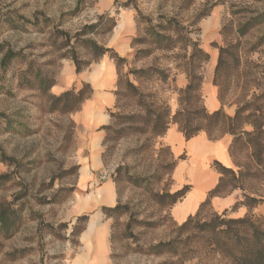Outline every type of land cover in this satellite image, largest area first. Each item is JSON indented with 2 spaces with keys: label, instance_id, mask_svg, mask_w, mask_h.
Wrapping results in <instances>:
<instances>
[{
  "label": "rangeland",
  "instance_id": "1",
  "mask_svg": "<svg viewBox=\"0 0 264 264\" xmlns=\"http://www.w3.org/2000/svg\"><path fill=\"white\" fill-rule=\"evenodd\" d=\"M263 14L264 0H0V209L19 215L14 231L0 232V264H93L88 254L80 255L92 247L94 260L100 261L94 238L102 223L108 250L104 264H220L185 245L183 221L173 216L174 206L157 199L175 193L178 160L163 137L172 126L181 132L201 123L197 115L207 111L203 84L216 88L223 114L232 117L244 107L242 116L250 115L264 131V18L252 22ZM18 18L28 23L19 28L14 24ZM169 18L185 29L183 37L170 51L156 49L146 29ZM247 22L253 27L238 32ZM91 26L95 28L86 30L81 41L92 40L124 59L116 65L112 53L104 55L117 70L116 102L103 111L105 124L96 129L102 134L98 149L84 139L77 117L93 95L80 74L104 57L94 60L75 42V35ZM192 44L209 59L195 71L202 77L199 91L188 97L181 91L188 84ZM71 47L82 64L89 62L79 74L72 60L62 57ZM6 50L20 56L2 68ZM37 72L53 80L49 90L37 88ZM180 78L186 80L184 88ZM82 89L88 95L77 110H53L54 98ZM177 112L182 114L175 118ZM243 129L252 131L250 125ZM220 133L206 134L216 138ZM93 152L100 160L96 167ZM233 154V170L250 173L242 182L244 192L264 199V174L257 170L256 175L250 149L236 148ZM107 186L113 192L111 205L102 195ZM229 194L241 200V190ZM232 208L216 210L209 204L199 218L205 221L213 213L255 222L264 218V200L253 209ZM83 216L87 220L77 221ZM93 220L88 247L83 235ZM170 241L176 242L174 253H152Z\"/></svg>",
  "mask_w": 264,
  "mask_h": 264
},
{
  "label": "trees",
  "instance_id": "2",
  "mask_svg": "<svg viewBox=\"0 0 264 264\" xmlns=\"http://www.w3.org/2000/svg\"><path fill=\"white\" fill-rule=\"evenodd\" d=\"M191 0H189L190 2ZM193 1V0H192ZM205 15V14H204ZM204 15H200L201 18ZM264 14L256 17L252 22L256 20H262ZM28 23L23 18H18V21L14 24L19 28L24 24ZM253 25L244 24L238 30L241 34L248 32V29L252 28ZM95 26L85 27L79 34L75 35V42H81L82 46L91 53L94 60L101 59L107 53H112L116 65L120 62H124V59L117 56L110 49L98 46L96 42L92 40H83L81 37L87 34L86 30H92ZM184 28H181L175 18L164 19L163 22H159L156 25H152L146 29V34L151 40V44H154L156 49L167 50L175 48L176 44L183 37L181 34ZM60 34V32H59ZM189 41V39H187ZM190 42V41H189ZM66 44L69 45L70 41L66 40ZM192 54L188 61V72H187V87L181 91L182 95L190 96L192 93L199 91L201 87L202 77L195 74L198 67L205 64L209 59V54L197 49L195 44H192ZM3 51V46H0V52ZM1 60L2 68L9 66L14 60L20 55L13 53L11 50H6ZM63 58L69 57L74 65L77 74L81 73L83 69L89 65V62H82L78 59L77 54L71 47L66 54L62 55ZM195 60H197L196 63ZM221 55L216 65V72L220 70ZM197 64V65H195ZM144 74V71H139ZM33 81H35L37 88L43 91L49 90V87L53 85V80L45 76L41 72L33 74ZM87 88V85H85ZM134 92L136 88L128 84ZM88 93L84 89L74 93L73 91H67L61 96L54 98L52 103L53 110H58L62 113L72 112L78 109L80 104L84 101ZM61 104V105H60ZM246 108L241 107L238 109L232 117H228L223 114L222 110H216L213 112L203 111L200 115L195 113L197 117L202 120L201 123L194 127H182L181 132L186 140H190L194 135L200 131H205L210 134L212 131H221L220 134L228 133L232 136V143L229 147V154L231 157L234 156L233 151L236 148H249L251 151V159L253 162V168L257 175L259 173L264 174V157L261 150H259V137L260 134H264L260 124L254 122L251 116H242V113ZM182 112H177L174 117H179ZM176 123H179L176 121ZM244 125H250L252 131H245ZM216 165V171L220 175L217 185L208 193V196L204 202L199 205L198 212L185 220L180 231L186 235L184 243L188 247H193L195 250L203 253L207 257H213L219 259L220 264H264V218L261 222L253 221L250 217L244 216V218H228L224 214L218 215L213 213L205 221L200 220V212L202 209L210 204V200L213 197H225L231 191L239 189L242 191L241 200L237 201L233 205V210L246 207L253 209L259 206L263 202V198L248 195L242 188V182L246 179L250 173L242 171H234L231 168L222 166L218 162H214ZM188 187H184L173 195L162 194L156 195L159 202H163L168 199L165 203L167 206H174L178 201L180 202L185 195L189 192ZM19 220V215L16 211H10L8 209H0V232L3 234H10L16 228ZM79 220H87V216L78 218ZM80 232V230H79ZM176 242L170 241L168 243H159L157 246L151 249L152 253L158 254L160 252L174 253Z\"/></svg>",
  "mask_w": 264,
  "mask_h": 264
},
{
  "label": "crops",
  "instance_id": "3",
  "mask_svg": "<svg viewBox=\"0 0 264 264\" xmlns=\"http://www.w3.org/2000/svg\"><path fill=\"white\" fill-rule=\"evenodd\" d=\"M70 71L73 73L71 67ZM80 76L82 82L85 81L91 85L93 95L84 101L80 111L77 113V117L83 127L84 139H88L93 147L98 149V143L101 141L102 134L97 132L96 129L105 124L103 111L106 108H113L115 106L117 70H115V66L110 59L104 56L95 68L80 74ZM180 81V88H184L186 80L180 78ZM202 93L207 111L213 112L222 109V105L217 99V90L213 85L203 84ZM163 138L171 154L178 160L173 170V190L177 192L183 187L190 189L185 197L174 205L172 211L173 216L178 222H184L189 216L198 211L199 205L206 200L208 193L219 181L220 175L210 164L218 162L224 167L234 169L233 159L229 154V147L233 138L228 133L212 138L204 132H198L190 140H186L177 126H172ZM91 157L94 167L100 165V160L94 152ZM84 170L85 175H90L87 169ZM103 192L104 200L107 204L111 205L114 199L113 192L108 186L104 188ZM237 201L236 195L227 194L225 197H213L210 200V205L215 207L216 210H225ZM98 218L99 215L95 217V220ZM95 224L94 220L91 221L83 235L85 244L88 247L89 240L93 239L95 233ZM101 226L102 229L99 230V235L94 238V241L99 246L97 252L100 255V261L103 263H100L98 259L94 260L93 257L95 255L93 253L94 250L91 249L92 247L90 248V252L87 251V253L80 255L88 254L89 263H107V231L103 223Z\"/></svg>",
  "mask_w": 264,
  "mask_h": 264
},
{
  "label": "bare ground",
  "instance_id": "4",
  "mask_svg": "<svg viewBox=\"0 0 264 264\" xmlns=\"http://www.w3.org/2000/svg\"><path fill=\"white\" fill-rule=\"evenodd\" d=\"M92 228V227H91ZM93 229V228H92ZM87 236V235H86Z\"/></svg>",
  "mask_w": 264,
  "mask_h": 264
}]
</instances>
